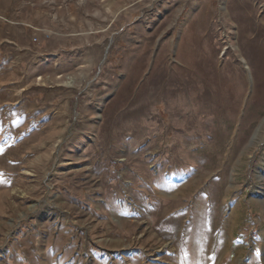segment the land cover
Wrapping results in <instances>:
<instances>
[{
	"label": "rangeland",
	"instance_id": "rangeland-1",
	"mask_svg": "<svg viewBox=\"0 0 264 264\" xmlns=\"http://www.w3.org/2000/svg\"><path fill=\"white\" fill-rule=\"evenodd\" d=\"M263 15L264 0H0V264H196L201 191L215 264H264V108L241 39L264 37ZM199 169L189 194L165 185Z\"/></svg>",
	"mask_w": 264,
	"mask_h": 264
},
{
	"label": "bare ground",
	"instance_id": "bare-ground-1",
	"mask_svg": "<svg viewBox=\"0 0 264 264\" xmlns=\"http://www.w3.org/2000/svg\"><path fill=\"white\" fill-rule=\"evenodd\" d=\"M240 2H242V1H240ZM247 3V2H246ZM249 4V3H248ZM251 9H252V7H251ZM256 10V9H255ZM243 12H245V14L249 17V15H251L252 14V11L250 10V9H245ZM240 15V14H239ZM201 16H202V14H201ZM235 16H237V15H235ZM242 16V15H241ZM261 17V16H260ZM203 21V20H202ZM204 22V21H203ZM253 23V22H252ZM251 23V24H252ZM259 24H261L262 25V29H264V15L260 18V23ZM252 25H254V23L252 24ZM251 25V26H252ZM189 26V25H188ZM200 27H201V23H197L196 25H193L192 26V29L190 28V30L188 31V33H192L191 35H193V33H196L197 32V30L198 29H200ZM204 27V26H203ZM204 29V28H203ZM261 29V30H262ZM250 30H252V28L250 29ZM259 33H260V31H259ZM263 33V32H262ZM253 34H255V33H253ZM257 34H258V32H257ZM263 36H264V34H263ZM192 39V38H191ZM193 39H194V41L195 42H201V41H197V40H199L198 38H197V35H193ZM241 39H242V41H244L245 43H246V45L249 47V48H251V50H252V52H253V55H254V58H255V60L257 61V69H258V89H257V91H256V93H255V99H254V102H253V105H254V107H255V109L257 110V112L259 111V110H261L262 111V109L264 108V37H262V36H256V37H254V36H251L250 35V33L247 31V30H245V29H243L242 31H241ZM183 41V40H182ZM185 41V40H184ZM194 42V43H195ZM192 43H193V40H192ZM183 44V43H182ZM193 45V44H192ZM184 46V45H183ZM179 47H182L181 45H179ZM184 48L185 47H183L182 49L184 50ZM180 50V49H179ZM181 51V50H180ZM202 51H203V49H202ZM189 55V54H188ZM187 55V56H188ZM190 56V55H189ZM176 57V56H175ZM184 57V56H183ZM191 57V56H190ZM194 57V56H193ZM202 57V56H201ZM192 59V58H191ZM193 61H194V59H193ZM209 61V60H208ZM195 62V61H194ZM198 62V61H197ZM211 62V61H210ZM178 62H176V64H177ZM182 63H184V62H182ZM186 63V62H185ZM184 63V64H185ZM181 64V63H180ZM183 64V65H184ZM211 64V63H210ZM182 65V66H183ZM176 66V65H175ZM181 66V67H182ZM185 66H186V64H185ZM184 66V67H185ZM197 66V65H196ZM212 67L214 66V64H212L211 65ZM169 67H171V66H169ZM173 67V66H172ZM167 68V67H166ZM177 68V67H176ZM193 68V67H192ZM198 68V67H197ZM207 68V67H206ZM209 68V67H208ZM211 68V67H210ZM209 68V69H210ZM171 69V68H170ZM175 69V68H174ZM180 69V68H179ZM182 69H185V68H183L182 67ZM190 69V68H189ZM214 69H215V67H214ZM186 70V69H185ZM171 71V70H170ZM194 71H195V69H194ZM231 71V70H230ZM174 72H175V70H174ZM177 72V71H176ZM192 72V71H191ZM196 72H197V70H196ZM188 73V72H187ZM194 73V72H193ZM232 73V72H231ZM170 74H171V72H170ZM169 74V75H170ZM176 74V73H175ZM198 74H199V71H198ZM218 74V73H217ZM191 75V74H190ZM195 75V74H194ZM199 75H201V73L199 74ZM212 75V74H211ZM175 76V75H174ZM202 76V75H201ZM177 78V77H176ZM202 78H204V77H202ZM226 78V77H225ZM171 79H173L172 77H171ZM183 79V78H182ZM200 79V78H199ZM181 80V79H180ZM184 80V79H183ZM204 80H206V78H204ZM219 81V80H218ZM227 81V80H226ZM181 82H183V81H181ZM201 82V81H200ZM217 84V83H216ZM242 84H245L244 82L242 83ZM204 85V84H203ZM237 86V85H236ZM214 87V86H213ZM219 87V86H218ZM218 90V89H217ZM221 91V90H220ZM224 97V96H223ZM233 97V96H232ZM204 100V99H203ZM210 100V99H209ZM230 100V99H229ZM241 100H243V99H241ZM222 101V100H221ZM230 102V101H229ZM210 103V102H209ZM212 103H214V102H212ZM212 103H210V104H212ZM238 103H239V101H238ZM242 103V102H241ZM230 104H231V102H230ZM214 105H216V104H214ZM222 105V104H221ZM222 106H224V104L222 105ZM229 106V105H228ZM216 107H217V105H216ZM221 107V106H220ZM239 107V106H238ZM223 108H225V107H223ZM228 108V107H227ZM230 108L231 109H233L232 107H231V105H230ZM226 109V108H225ZM231 109H229V111L231 110ZM223 110V109H222ZM237 110V109H236ZM255 111V110H254ZM211 112V111H210ZM222 113H224V112H222ZM234 113V115H232ZM226 114H227V112H226ZM229 115V114H228ZM232 116L234 117L235 116V112H232L231 113V118H232ZM234 119V118H233ZM233 119H232V121H233ZM249 120V118L247 119V121ZM252 122V121H251ZM246 125V124H245ZM219 141H221V140H219ZM241 142V141H240ZM238 146V145H237ZM206 156H207V154H205ZM178 156V155H177ZM209 156H211V155H209ZM229 157H230V154H229ZM215 158V157H214ZM213 158V159H214ZM171 159V158H170ZM183 160V159H182ZM216 160V159H215ZM218 161V160H217ZM229 161V160H228ZM209 162V161H208ZM212 161H210V163H211ZM216 162V161H215ZM209 163V164H210ZM230 163V162H229ZM208 164V163H207ZM214 164V163H213ZM220 164V163H219ZM211 165H212V163H211ZM216 165H217V163H216ZM227 165V164H226ZM209 166V165H208ZM214 165H212V167H213ZM219 167V166H218ZM222 167V166H221ZM223 168V170H222V172H220V174L213 180V182H212V187H210V188H213V190H212V194L214 195V201H215V204H216V200H217V196H218V194L221 192V190L224 188V185L226 184V180H225V176H224V170H225V167H222ZM174 170V169H173ZM200 170V169H199ZM207 171V170H206ZM205 171V172H206ZM209 173V172H208ZM168 174V173H167ZM200 175H202V173H201V170H200V172H198V173H195V174H192V175H190V176H187V177H185L184 179H183V176L182 175H178V174H172L171 176H169V178H168V180H167V182H166V186H168V184H170V185H173V183H175L176 182V180H177V182L180 184V182L182 183V187H184L185 188V191H187L188 192V194L194 189V182H196V178L197 177H199ZM165 178V177H164ZM176 179V180H175ZM197 180H198V178H197ZM175 185V184H174ZM196 188V187H195ZM198 195V194H197ZM196 195V196H197ZM205 195H206V191H201L200 193H199V195L197 196V198H196V200L194 201L195 202V204L197 205V206H193V208L195 209V213H193L192 215H193V219L195 218L196 219V221H195V219L193 220V222H191V223H193L192 225H193V229H194V235H193V237H192V239H191V248H192V251H194V253L196 254V253H199L201 250H204V251H207V253L204 255V256H199V258L198 259H196V264H215V258H216V254H217V249H219V247L217 248L216 247V250H212L211 252H209V249L210 248H208L207 247V244H208V240H210V238H212L213 236H214V234H215V232L217 231L216 229H217V226H218V214H217V211H216V213H214V215H212V217L210 218V219H207V220H204V219H202V216L204 217V213L203 212H205V209H206V203H205ZM210 198V197H209ZM192 203V202H191ZM208 204V203H207ZM215 204H213V205H215ZM192 205V204H191ZM190 205V206H191ZM212 205V206H213ZM217 206V205H216ZM237 206V205H236ZM235 206V207H236ZM32 207V206H31ZM193 208H191V207H189L188 208V206H187V208H183L181 211H178V212H176V211H174L172 214H173V216H171V218L169 219V224H171L172 226H173V228L175 229V230H179V228H180V226H181V219L182 218H184V217H188V215H189V213L190 212H192L193 211ZM212 208V207H211ZM165 209V208H164ZM215 209V208H214ZM219 209V208H218ZM238 208H231L230 209V212H232L231 214L232 215H230V217H229V219L227 220V221H231V219L233 218L234 219V217H233V213L234 212H237V211H239V210H237ZM173 210V209H172ZM172 210H167V209H165V210H163V212H162V214H167V213H169L170 211H172ZM174 210H176V209H174ZM221 212V211H220ZM240 212V211H239ZM235 214V213H234ZM158 215V214H157ZM191 215V216H192ZM236 215V214H235ZM234 215V216H235ZM162 216V215H161ZM167 218V217H166ZM190 218V217H189ZM191 219V218H190ZM232 219V220H233ZM161 222V221H160ZM189 222V221H188ZM190 223V224H191ZM224 223V222H223ZM226 223V222H225ZM190 224H188V227H189V225ZM222 226V225H221ZM225 226V225H224ZM224 226H222V227H224ZM185 227V226H184ZM191 227V226H190ZM222 229V228H221ZM181 233V232H180ZM189 233V232H188ZM187 233V234H188ZM171 235H173V234H171ZM178 235V234H177ZM189 235V234H188ZM176 236V235H175ZM179 237H180V235H179ZM185 237V236H184ZM186 237H188L187 235H186ZM182 239H184L183 237H182ZM187 238H185V240H186ZM212 241V240H211ZM179 242V241H178ZM211 243V242H210ZM186 244V243H185ZM175 245H179V243H175ZM184 245V244H183ZM211 245V244H210ZM213 247V246H212ZM211 247V248H212ZM183 249H185V247L183 248ZM185 250H187V249H185ZM180 251V250H179ZM200 254V253H199ZM198 254V255H199ZM194 255V254H193ZM190 258H192V256L190 257ZM251 261H252V259H251ZM256 261V260H255ZM255 261H253V262H250V263H252V264H256V262ZM177 262H179L178 260H177ZM185 263V262H184ZM232 264H238L237 262H232Z\"/></svg>",
	"mask_w": 264,
	"mask_h": 264
},
{
	"label": "crops",
	"instance_id": "crops-1",
	"mask_svg": "<svg viewBox=\"0 0 264 264\" xmlns=\"http://www.w3.org/2000/svg\"><path fill=\"white\" fill-rule=\"evenodd\" d=\"M63 53H66V52H64L63 51ZM39 58H40V60L41 61H44V62H48L49 60H51V61H56V57L59 55H57V56H55V57H49V56H54V54H52V52H47V53H42V52H39ZM86 64H82V65H79L78 67H79V69H81V68H83L84 66H85ZM20 69V68H19ZM21 70V69H20ZM10 84V86H14L15 84L17 85L18 83L17 82H14V81H10L9 83H8V85ZM19 89H22V91L24 90V88L23 87H20ZM48 89H55V88H48ZM35 90H36V88H35ZM57 91H59L58 89H56Z\"/></svg>",
	"mask_w": 264,
	"mask_h": 264
},
{
	"label": "built area",
	"instance_id": "built-area-1",
	"mask_svg": "<svg viewBox=\"0 0 264 264\" xmlns=\"http://www.w3.org/2000/svg\"><path fill=\"white\" fill-rule=\"evenodd\" d=\"M104 70H105V69H104ZM104 70H103V71H104ZM94 72H95V69H94ZM100 73H101L100 70H98V72L96 73V75H98V74H100Z\"/></svg>",
	"mask_w": 264,
	"mask_h": 264
}]
</instances>
